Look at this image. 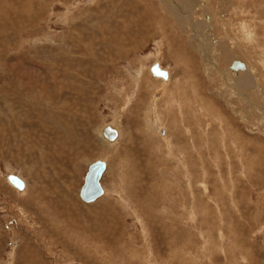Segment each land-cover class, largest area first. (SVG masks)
Listing matches in <instances>:
<instances>
[{"label":"rangeland","instance_id":"374dc122","mask_svg":"<svg viewBox=\"0 0 264 264\" xmlns=\"http://www.w3.org/2000/svg\"><path fill=\"white\" fill-rule=\"evenodd\" d=\"M198 16L207 43L184 51L157 0H0V264H264V97L219 69L239 53L264 82V0ZM157 64L174 86L159 97ZM102 126L122 131L112 148Z\"/></svg>","mask_w":264,"mask_h":264},{"label":"bare ground","instance_id":"6f19581e","mask_svg":"<svg viewBox=\"0 0 264 264\" xmlns=\"http://www.w3.org/2000/svg\"><path fill=\"white\" fill-rule=\"evenodd\" d=\"M158 2L161 3V6L163 8V11L164 13L169 17L171 18V20L173 21L174 24H176L182 31V34L185 35V34H188L189 37L191 38L190 39V42H188L187 44L184 45V51L185 50H188V48H195V43L192 41L194 40L196 37H195V33H198V35L200 36V39L202 41L203 44H206L207 43V36H206V33H207V25L205 23L202 22V19L198 16V13L203 11L205 9V7L207 6V0H157ZM139 2V1H138ZM154 4V3H153ZM137 5V4H136ZM153 8V7H152ZM139 16L142 18V13H139ZM162 17V16H161ZM110 20V19H109ZM119 20V19H118ZM154 21V23L156 22L155 19H152ZM170 20V21H171ZM125 21V20H123ZM118 22V21H116ZM121 22V21H120ZM160 22V21H159ZM186 22H191L192 23V27L190 28H186V25L185 23ZM94 23V22H93ZM124 23V22H123ZM122 23V24H123ZM124 25V24H123ZM149 25H151L149 22L147 24L148 27H150ZM123 27V26H122ZM125 27V26H124ZM152 27V26H151ZM77 28V27H76ZM101 28V27H100ZM78 29V28H77ZM89 30V29H88ZM91 30V29H90ZM92 34V33H91ZM93 36V35H91ZM91 38V37H90ZM105 38V37H104ZM103 38V39H104ZM124 38V37H123ZM180 41L182 44H184V39L182 38V36L179 37ZM126 40V39H125ZM94 41V40H93ZM98 42V41H97ZM104 42V41H103ZM91 45V44H90ZM76 46V45H75ZM73 46V47H75ZM103 47V46H102ZM138 48V47H137ZM107 49V48H106ZM169 50H171V48L169 47ZM171 52V51H170ZM160 53V52H159ZM162 53V52H161ZM73 55V54H72ZM161 55V54H160ZM111 56V55H110ZM118 56V55H117ZM221 56V60L223 59H227L225 62V68H222L221 66H219V69L221 71V73L223 74L224 78L229 81L230 83H232V86L234 87L235 90H251V91H255L257 92V94L261 97H264V82H262L258 77L252 75V76H249L247 75L248 73L250 74L251 70L248 66V64H246L244 61H243V58H242V55L241 54H233L232 56H224L223 54L220 55ZM159 58V57H158ZM74 59V58H73ZM70 60V59H68ZM235 60H239L240 64H242L244 66L243 69H238V70H235L233 68V66L235 67V65L237 64V62H235L232 66V70L235 71V74L242 77V80H240V82H236L235 80L231 79L230 78V75L228 73L229 71V67L231 65L232 62H234ZM72 62V61H70ZM76 63V62H75ZM220 64V63H219ZM152 65V64H151ZM72 66L69 64V67ZM159 68V70L161 69V66L159 64H157L155 67ZM73 67V66H72ZM66 68V67H65ZM145 68V67H144ZM68 69V68H66ZM176 69V68H175ZM69 70V69H68ZM71 70V69H70ZM69 70V71H70ZM68 71V72H69ZM162 71V70H160ZM175 71V70H174ZM72 72V70H71ZM164 72L165 74H167V72L165 71H162ZM67 74V72H65ZM154 72L152 71V68L149 66L148 69H147V73L144 74V79L147 80V82L154 84V83H157V85H159V88H157L155 90V94L157 95L156 97H159L161 96L164 92H169L171 88H173L174 86L170 83V78H171V74L170 72L168 71L169 73V76L167 74V77H163V76H160V75H157V74H153ZM176 73V72H175ZM175 73L173 72V75L176 77ZM70 76V75H69ZM68 77V75L66 76ZM71 77V76H70ZM156 77V78H155ZM169 77V78H168ZM73 78V77H72ZM68 79V78H67ZM66 79V80H67ZM65 80V81H66ZM71 80V78L69 79ZM78 80V79H77ZM71 82V81H70ZM145 82V84L147 83ZM72 83V82H71ZM76 83V82H75ZM73 84V83H72ZM140 88V87H139ZM142 88V87H141ZM146 89V88H144ZM139 91V90H138ZM142 93V90H140ZM174 94H176L175 92H172ZM207 94V93H206ZM139 97V96H138ZM132 99V98H130ZM173 99V102L174 104H176V101L177 102H181L179 101L175 96L172 97ZM160 101L161 102H170L172 101L171 98H160ZM208 100L206 97H202V102L206 103ZM200 102V100H199ZM198 103V102H197ZM204 103V104H205ZM177 105V104H176ZM179 105V104H178ZM198 105V104H197ZM150 107V106H149ZM209 107V106H208ZM180 108V107H179ZM210 108V107H209ZM27 109V108H26ZM29 110V109H28ZM153 112V113H152ZM152 114L155 116L154 118L156 119H159V111H154V109L152 108ZM149 113V111L147 112V114H151ZM27 115V114H26ZM181 116V115H180ZM147 117V116H146ZM19 118V117H18ZM153 118V117H152ZM145 119H148V118H145ZM166 120V119H165ZM146 123V122H145ZM166 123V122H165ZM172 123V121H171ZM167 124V123H166ZM173 127V126H172ZM118 130H117V129ZM120 127H116V126H112V127H108V126H102L100 128V130L98 131L99 132V136H100V139L108 146L111 147L112 145V141L113 140H110L107 136H106V133L107 131H114V132H117L118 134V137L117 138H121L122 136V131L119 129ZM150 128V127H149ZM148 129V128H146ZM146 129H144V131H146ZM150 130V129H149ZM173 130V129H172ZM166 131H167V147L169 148L170 150V155L173 156V153H174V148H175V144L171 142V140H169V137L172 136L171 134V126L167 125V128H166ZM69 134V133H68ZM178 134V133H177ZM176 134V135H177ZM174 135V134H173ZM178 137V136H177ZM175 138V137H174ZM160 141V140H159ZM111 142V143H110ZM166 142V140H165ZM161 145V144H160ZM159 146V145H158ZM157 146V147H158ZM250 147V144L248 146H242V145H237L235 146L234 148L235 149H249ZM160 148V147H158ZM194 151H201L202 149L199 148V147H194L193 149ZM102 162H104L106 164V168H107V171L105 170L104 174L108 172L109 168H111V164H107L108 163V160L105 159V161L103 160ZM94 164V163H93ZM110 165V166H109ZM123 170V169H122ZM89 172V171H88ZM88 174V173H87ZM103 174V175H104ZM102 175V177H103ZM87 176V175H86ZM10 177V176H9ZM8 177V178H9ZM86 179V178H85ZM102 179V178H101ZM8 181H10L8 179ZM24 182V181H23ZM12 184V183H11ZM85 184V183H84ZM100 184H101V180H100ZM13 188L15 187L13 184L11 185ZM84 186V185H83ZM24 187H25V193L28 191V186L27 184L24 182ZM102 187V185H101ZM83 188V187H82ZM17 187L14 188L15 191L19 192L21 194L20 191H23V189H18ZM103 189V188H102ZM82 190V189H81ZM121 190V188L119 189V191ZM108 191V190H107ZM24 193V194H25ZM103 194H104V191H103ZM121 195H122V192H121ZM102 196H100L99 198H101ZM99 198H97L95 201H97ZM82 199V198H81ZM93 201V202H95ZM86 202V201H84ZM93 202H86V203H93ZM128 202V201H127ZM99 205H101V203H98ZM96 204V205H98ZM92 209H94L93 207L91 208V211ZM116 251V250H115Z\"/></svg>","mask_w":264,"mask_h":264},{"label":"water","instance_id":"95a60500","mask_svg":"<svg viewBox=\"0 0 264 264\" xmlns=\"http://www.w3.org/2000/svg\"><path fill=\"white\" fill-rule=\"evenodd\" d=\"M233 68L235 70H238V69H243L244 66L237 62V64L235 65V67L233 66ZM153 72L157 75L167 77V74L160 71L158 67H154ZM106 136L110 140H114L117 137V132L108 130ZM105 170H106V164L101 161H97L90 166L89 172L85 179V184L80 193V196L84 201L93 202L103 194V189L101 187L100 180ZM8 179L18 189L24 188V182L18 176H10Z\"/></svg>","mask_w":264,"mask_h":264}]
</instances>
